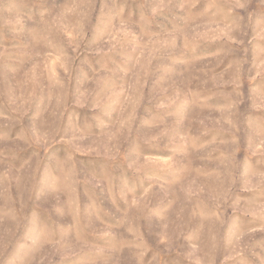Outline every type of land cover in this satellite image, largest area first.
<instances>
[{"label":"rangeland","instance_id":"rangeland-1","mask_svg":"<svg viewBox=\"0 0 264 264\" xmlns=\"http://www.w3.org/2000/svg\"><path fill=\"white\" fill-rule=\"evenodd\" d=\"M0 264H264V0H0Z\"/></svg>","mask_w":264,"mask_h":264}]
</instances>
